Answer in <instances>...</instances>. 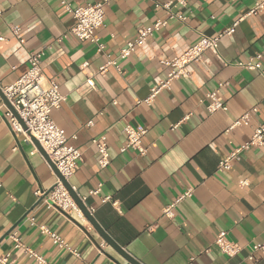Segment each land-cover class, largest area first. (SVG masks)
Returning a JSON list of instances; mask_svg holds the SVG:
<instances>
[{"label": "crops", "instance_id": "1", "mask_svg": "<svg viewBox=\"0 0 264 264\" xmlns=\"http://www.w3.org/2000/svg\"><path fill=\"white\" fill-rule=\"evenodd\" d=\"M61 1L0 0V86L8 87L26 73L31 53L45 51L44 75L66 97L52 120L83 157L70 185L95 210L99 227L141 264H189L193 258V264H264L260 252L256 261H249L250 247L264 239V151L252 148L230 171L217 172L221 161L250 140L255 127L264 126V10L250 14L263 0H185L186 7L172 11H181L186 20H168L126 60L119 59L120 51L138 38L140 29L167 20L157 4L171 0H109L104 26L96 33L104 52L70 33L75 20ZM64 1L76 7L102 0ZM237 22L232 36L189 66L188 78L146 103L170 71L162 61L181 56L202 35L217 37ZM13 26L22 28L19 38ZM110 60L117 61L120 72L108 67L99 74ZM249 62L259 63V70L239 66ZM89 78L94 88L86 85ZM212 92L222 98L227 112L208 113ZM255 108L249 126L228 131ZM127 125L147 130L145 156L131 149L122 152ZM102 136L111 160L106 169L99 167L92 145ZM32 151L29 144L19 145L0 119V260L129 264L88 219L50 209L37 198V192L53 187L56 175ZM242 181L248 186L242 187ZM189 189L192 197L177 205L173 219L166 218L164 208ZM106 198L110 202L104 203ZM45 230L76 254L56 245ZM221 232L243 247L238 256L229 258L214 245Z\"/></svg>", "mask_w": 264, "mask_h": 264}, {"label": "built area", "instance_id": "2", "mask_svg": "<svg viewBox=\"0 0 264 264\" xmlns=\"http://www.w3.org/2000/svg\"><path fill=\"white\" fill-rule=\"evenodd\" d=\"M65 10L72 15L75 20V25L70 33L80 42H89L97 46L98 52L105 51V45L97 38L96 33L104 26L105 23V7L109 4V0H102L97 3L87 4L84 6L78 5L72 7L66 1H61ZM177 6L186 7L185 0H171L165 4H157V8H161L167 12V20L157 21L150 29L142 28L139 30L138 38L132 42L127 43L119 53V59L126 60L131 57L138 48L142 47L148 38L152 37L156 32L168 24V20L177 19L185 21L186 17L181 11L173 12L172 9ZM264 10V0L257 4L255 10L250 14ZM238 22L230 29L217 37H208L202 35L200 40L190 47L181 56L174 59H166L162 61V65L169 68L170 71L167 78L154 87L151 91L150 97L146 100L147 104H152L154 99L164 90H171L173 82L186 79L189 77V66L193 63H198L209 50H216L219 42L223 37H230L235 33ZM13 34L16 38L20 37L22 28L20 26L11 27ZM2 40V39H0ZM61 41V39L59 40ZM24 44V40H20ZM45 51L31 53L28 59V69L26 73L18 79L14 84L8 87H1L0 91V119H4L12 134L16 137L18 144L25 143L33 147L32 155L40 154L37 147L33 144L32 138H35L45 153L50 158L51 162L57 169L60 177L56 176V182L53 187L48 191L37 192L36 196L39 200L49 207L50 209H57L65 213L76 214L78 218L84 222L87 218L81 210L77 202L73 199L67 184L70 185V180L75 175L79 164L83 161L82 153L75 147L69 145L68 139L62 134L58 126L52 120V112L60 109L62 104L66 101V97L61 93L58 84L52 80L47 79L43 72V59ZM262 55H258L256 60L261 61ZM240 67L248 70H259L260 64H239ZM88 64L82 66L83 69L87 68ZM108 67H114L120 72V67L117 61L110 60L107 65L99 70V74L104 75ZM86 85L94 88V81L89 78ZM225 85H220L223 87ZM209 104L207 105L208 113L213 115L218 112H227L228 107L216 92L207 95ZM257 109L245 113L240 118L235 120L228 131L239 127H247L252 121V117L257 113ZM90 122L88 126H92ZM124 133L127 137L126 146L122 148V152L131 149L137 152L140 156L147 154V149L143 144V138L147 134L145 129H136L131 125L124 127ZM92 145L96 148L98 153V165L101 169H106L110 166V153L107 143V137L102 136L92 140ZM258 148L264 151V126L258 125L255 127L253 134L248 142L231 152L228 157L220 162L217 172L224 173L232 169L234 161H239L243 153ZM15 150H18V146ZM41 155V154H40ZM242 187H247V181L240 182ZM2 182L0 179V187ZM72 190H76L71 186ZM101 188L93 192V195L99 194ZM193 191L189 189L184 192L172 204L164 208L163 215L168 219L175 217L174 209L179 203L187 198L192 197ZM80 201L85 205L86 198H80ZM104 203L110 202V198H106ZM86 206V205H85ZM89 215L93 216L95 210L86 206ZM45 233L50 235L53 242L60 248L72 251L65 241L56 234L45 230ZM227 232H221L217 235L214 245L229 258L238 256L243 247L237 243L230 241L227 237ZM19 247V246H18ZM249 261L254 262L256 253L264 254V239L261 243L253 244L250 247ZM210 252V249L205 251ZM30 254H32L30 252ZM78 256V255H77ZM194 258L191 259L189 264H193ZM39 261L42 263L41 259ZM1 264H7V260H0Z\"/></svg>", "mask_w": 264, "mask_h": 264}, {"label": "water", "instance_id": "3", "mask_svg": "<svg viewBox=\"0 0 264 264\" xmlns=\"http://www.w3.org/2000/svg\"><path fill=\"white\" fill-rule=\"evenodd\" d=\"M0 95L2 96V93L0 91ZM33 144L37 147V149L39 150L41 156L44 158V160L49 164V166L51 167V169L54 171L55 175L60 177V174L58 173L57 169L55 168V166L53 165V163L51 162L50 158L48 157V155L45 153V151L42 149V147L39 145V143L36 141L35 138H32ZM61 178V177H60ZM68 189L71 192V195L73 197V199L77 202V204L79 205V207L81 208V210L84 212L86 218L91 222V224L93 225V227L97 230V232L102 236V238L106 241V243L111 246L119 255H121L129 264H141L140 262H138L136 259H134L131 255H129L126 251H124L122 248H120L102 229L101 227H99V225L96 223L95 219L93 216L89 215V213L87 212L86 206L80 201L78 195L72 190L71 186H69L67 184ZM12 232L9 231V233H7L4 238H6L10 233ZM3 238V239H4Z\"/></svg>", "mask_w": 264, "mask_h": 264}]
</instances>
